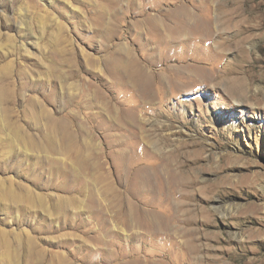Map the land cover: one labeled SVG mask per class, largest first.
I'll list each match as a JSON object with an SVG mask.
<instances>
[{
  "label": "rangeland",
  "instance_id": "rangeland-1",
  "mask_svg": "<svg viewBox=\"0 0 264 264\" xmlns=\"http://www.w3.org/2000/svg\"><path fill=\"white\" fill-rule=\"evenodd\" d=\"M263 95L264 0H0V264H264Z\"/></svg>",
  "mask_w": 264,
  "mask_h": 264
},
{
  "label": "bare ground",
  "instance_id": "bare-ground-1",
  "mask_svg": "<svg viewBox=\"0 0 264 264\" xmlns=\"http://www.w3.org/2000/svg\"><path fill=\"white\" fill-rule=\"evenodd\" d=\"M241 43H242V41L241 40H238V41H235V42H232V43H230V44H233L234 45V47H236L237 48V51H234V52H236L237 54V56H239V55H241V52H242V47H241ZM216 47L217 48H219V49H223L224 50V48H223V45L222 44H219V46L218 45H216ZM244 48V47H243ZM225 49H228V47H226ZM245 50V49H244ZM232 63V62H231ZM262 70V69H261ZM258 75V74H257ZM250 78H251V76H250ZM259 78V77H258ZM250 80V79H249ZM231 83V85H230V91L234 94H236V96L237 97H239L240 99H246L247 98V94H246V92H247V90L249 89V85L251 84V82L250 81H244V79H242V78H235V79H232V81L230 82ZM264 96V95H263ZM225 205H224V210H225Z\"/></svg>",
  "mask_w": 264,
  "mask_h": 264
}]
</instances>
